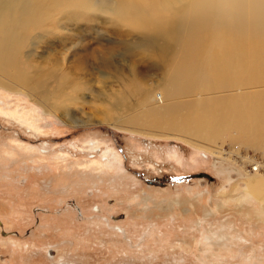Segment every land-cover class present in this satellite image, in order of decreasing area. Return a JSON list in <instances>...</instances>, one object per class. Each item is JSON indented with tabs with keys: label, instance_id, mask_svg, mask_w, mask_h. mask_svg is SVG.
Returning <instances> with one entry per match:
<instances>
[{
	"label": "rangeland",
	"instance_id": "rangeland-1",
	"mask_svg": "<svg viewBox=\"0 0 264 264\" xmlns=\"http://www.w3.org/2000/svg\"><path fill=\"white\" fill-rule=\"evenodd\" d=\"M130 1L0 10L15 33L0 68V264H264V198L247 188L264 174V122L236 131L230 106L264 95V18L242 16L264 0H235L221 17L236 28L211 21L199 38L174 0L146 4L150 25L118 12ZM232 48L258 56L215 78L213 51ZM179 59L189 87L171 91Z\"/></svg>",
	"mask_w": 264,
	"mask_h": 264
},
{
	"label": "bare ground",
	"instance_id": "bare-ground-1",
	"mask_svg": "<svg viewBox=\"0 0 264 264\" xmlns=\"http://www.w3.org/2000/svg\"><path fill=\"white\" fill-rule=\"evenodd\" d=\"M49 1H51L54 5H57L59 2H61V0H43L44 3H47ZM229 1L230 2L228 5V8H224V6L221 5L220 0H174V3L179 4V6L176 7L175 10L177 12L176 15H181L180 20H179L180 24L183 27L186 25L192 26L194 28V31L190 30V31H192V32H190V34L194 33L195 35H198L197 37L199 38V36H201L206 30L208 31V28H211V27H209L210 25H213V24H211V21L214 22V26L219 27V34L220 35H223L222 33L224 32V30H225L224 33H226L227 29L235 27L236 24H238L237 21L234 24V22L230 21L229 19L223 20L221 17V13H223V12H224V14H227V13L233 14L234 13L233 10L236 9L234 3L237 1H235V0H232V1L229 0ZM28 2H29V0H0V10L6 9L12 5H15V4H20L23 6V9H25L26 6H28ZM147 3H156V2L154 0H149L148 2L144 3L141 0L140 1L131 0L130 2H127L124 4H122V2H119L118 5H116L115 7L117 8L119 13L125 15L124 10L126 9L128 11L129 17L131 19L137 20L140 23H142L143 25H150L151 20H152V16L153 15L157 16L160 14H153V13L149 12L146 9ZM162 8L164 9V7H162ZM242 9H243V7H242ZM263 9H264L263 5L261 3H257V1H255L254 6L249 9L250 12H248V14L242 15V16H246L247 21H249L251 19V17H248V16H252L254 14H258L259 15L258 18L259 17L264 18ZM22 12H23L24 16H26V12L24 10ZM169 13L173 14V13H171V11H169ZM238 15H239V13H238ZM4 16H5V18H3ZM240 16H241V14H240ZM1 18H3V19L0 21V68H7L8 63H9L8 59H10V58H8V55H10V53H11L10 51H13L15 48V39H14L15 33H11V31L13 30V26L8 22V17L0 11V19ZM243 24H246V23H244V22L240 23V25H243ZM214 26H212V28ZM237 28H239V26ZM5 30L7 32L2 33V31H5ZM234 30L235 29H233L232 32H234ZM228 33H230V32H228ZM6 36H8V37H6ZM169 36L171 37V34H169ZM222 39H223V37H222ZM158 41H159V44L161 46H166L170 42V39H163L162 38V39H158ZM229 45H230V47L231 46L235 47L236 46V39H233ZM219 48H220V46H219ZM219 48L217 47V49H219ZM242 49H241V53H239V54L235 52L234 48H232L231 50H229V49L225 50L224 49L223 51L222 50L221 51H215V50L213 51L211 58H214V63L218 64V66L210 67L209 69H210V72H212V74L215 75V78H219V77L223 78L221 76H226V75L232 76L231 73L235 74L238 71L234 68V67H238V66H236L237 64H235L234 67L231 66L233 63H238V61H240L244 58H247V57H250L253 60L255 56H258V55H256L257 52L256 53L254 52L255 55L252 53L253 56H244L242 54L243 53ZM163 50L165 51V55L168 54L170 51V49L168 47L164 48ZM244 51H245V49H244ZM245 53H246V51H245ZM248 53L250 55V52H248ZM10 56H12V54ZM263 57H264V55H263ZM224 60H225V63H224ZM165 61H166L165 58H159L160 64L164 63ZM243 62H244L243 63L244 66H245L246 63L244 60H243ZM246 62H247V59H246ZM248 62L250 63L251 60H249ZM255 62H258V60ZM249 63H248V65H249ZM260 63L264 64V59H261ZM225 64H226V66H225ZM240 65L242 66V64H240ZM250 68H251V66H250ZM183 69L184 68L182 65V60H180V59L176 60V71L172 70L173 75L170 76V81H171L170 83L172 86L171 91L187 90V88L189 87L187 85L189 83L188 78H187L189 76L188 73L181 76V74L183 73ZM185 69H188V68H185ZM245 69L246 68L243 69L244 72H245ZM234 70H236V72ZM200 71L202 72V70H200ZM251 73L253 74L254 72H251ZM259 74H261V73H259ZM186 75H187V77H186ZM199 76H201V75H199ZM235 77H234V79H235ZM255 77H256V74H255ZM232 78L233 77H231L230 79H232ZM196 79L197 78H195V80ZM223 79H226V78H223ZM176 82L178 83V85H174ZM190 83L192 84V82H190ZM255 94H257V93L253 92V94L250 95V97H247L245 101H242V100L239 101V99H237V98H232L231 100L229 99L230 100V106L233 107L232 109H235L234 115L236 117L234 118L233 122H235L236 125H233V126L239 127L238 129L236 128L234 130H236V131L242 130L244 132L245 131L247 132V130H248L250 135L252 133L254 135L258 134V132H259V130L257 129L258 126L255 123L260 124V123L264 122V95H262L263 93H259L257 95H255ZM229 98H231V97H229ZM239 102H240V105L238 104ZM241 103H242V105H241ZM175 104L176 103H173V105H175ZM173 105L171 103L168 105L164 104V105H162V107L166 108V109H171L170 107H173ZM177 105L178 104H176L175 106H177ZM151 110L153 111L154 108ZM151 110H149V111H151ZM203 112L204 111H200V115H203ZM145 114H148V113H145ZM175 114H178V113L176 112ZM151 116L156 117V115H146L143 117V119H141L142 123L146 124V126H147V124H150V125L154 124V122H152ZM207 117L209 118V115ZM156 118H158V117H156ZM72 120H74V121H72L73 123H81V122H77V120L74 118ZM187 120H190V119H187ZM187 120H186V122H184L185 125L181 124V122H174L173 120H168L167 123L165 122V125L169 123L171 125L173 124L175 126L176 125L179 126V128L181 130H182V128L186 127L185 130L189 129L192 132L203 134V135L209 134V133H207V132H210L209 128L204 130L200 127V125L194 124V123L189 122ZM205 120H208V119L204 118L202 120V122ZM132 125L138 126L137 123H134ZM181 125H183V126H181ZM202 126H204V125L202 124ZM241 133H243V132H241ZM156 135H159V134H156ZM163 136H166V135H163ZM197 147L198 148H204V147H200V146H197ZM255 174H254L255 177L251 180V182L247 183V188L249 190V193H251L255 197L264 198V174H261L259 172L255 173Z\"/></svg>",
	"mask_w": 264,
	"mask_h": 264
}]
</instances>
